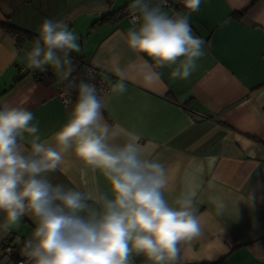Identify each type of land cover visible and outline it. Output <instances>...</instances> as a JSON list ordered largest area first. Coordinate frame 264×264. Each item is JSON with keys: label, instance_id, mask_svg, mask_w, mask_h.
I'll list each match as a JSON object with an SVG mask.
<instances>
[{"label": "crops", "instance_id": "obj_1", "mask_svg": "<svg viewBox=\"0 0 264 264\" xmlns=\"http://www.w3.org/2000/svg\"><path fill=\"white\" fill-rule=\"evenodd\" d=\"M174 1L178 8L166 10L187 14L205 41V55L187 79H172L171 67L127 47L133 22L119 11L132 0L112 6L106 0H0V107L28 109L50 135L70 115L75 100L65 106L58 95L68 92L62 84L79 63L97 66L110 86L122 76L127 91L110 88L103 96L104 118L120 131L118 142L135 133L146 154L165 165L170 203L195 192L202 233L181 245L177 264H264V0H201L196 12ZM46 18L63 20L78 37L70 72L28 65ZM47 73L53 80L44 84L39 78ZM62 167L54 182L84 186L79 162L69 155ZM87 180L91 186V173ZM95 183L103 186L99 177ZM3 225L0 215V264H14L4 243H24L34 225L27 216L8 230ZM135 264L145 262L137 257Z\"/></svg>", "mask_w": 264, "mask_h": 264}, {"label": "clouds", "instance_id": "obj_2", "mask_svg": "<svg viewBox=\"0 0 264 264\" xmlns=\"http://www.w3.org/2000/svg\"><path fill=\"white\" fill-rule=\"evenodd\" d=\"M189 12L201 0H182ZM168 0H132V27L127 47L159 67H171L172 79H187L205 55V41L193 33L187 14H170ZM27 53L28 65L71 71L78 37L63 20L44 19ZM120 69L116 74L120 76ZM158 78V74L154 73ZM70 115L50 135L41 132L33 112L24 107H0V215L5 230L27 216L33 223L23 243L27 264H177L181 245L202 233L193 211L195 192H182L169 202L164 164L150 158L128 132L104 118L100 90L80 81ZM111 91H127L120 76ZM81 166L82 188L54 182L67 156ZM93 183L89 186L88 174ZM96 177L103 186L95 183Z\"/></svg>", "mask_w": 264, "mask_h": 264}, {"label": "built area", "instance_id": "obj_3", "mask_svg": "<svg viewBox=\"0 0 264 264\" xmlns=\"http://www.w3.org/2000/svg\"><path fill=\"white\" fill-rule=\"evenodd\" d=\"M168 4L169 6L175 7L176 2L174 0H168ZM126 16L133 22V15L130 10L126 13ZM83 68L86 82L94 84L98 90H100V94L103 98L111 88L107 79V74L90 62H85ZM58 97L65 106L72 100L63 89L59 91ZM17 250L18 248L12 243L7 242L3 245V251L7 254L11 255L12 253L17 252ZM14 264H27V259L22 255L19 259L14 261Z\"/></svg>", "mask_w": 264, "mask_h": 264}, {"label": "trees", "instance_id": "obj_4", "mask_svg": "<svg viewBox=\"0 0 264 264\" xmlns=\"http://www.w3.org/2000/svg\"><path fill=\"white\" fill-rule=\"evenodd\" d=\"M106 2L109 5L112 6V4L114 3V0H106ZM129 5L130 4H128L125 7H123V9L119 11V13L121 15H126V13L130 10ZM178 5L179 4L176 3L175 7L178 8ZM102 18H104V16L99 18V20L102 19ZM83 65H84L83 63H79L76 66V68L73 70V72L64 81V84H62V86L67 89V91H68L67 94L69 95V97L71 99H73V100H76L77 91H76V89L74 87H72V85L73 84H78L80 81H85L86 82ZM50 75H51L50 73L49 74L47 73V74H45V76H41L39 79L44 84L51 83V81L53 80V77L50 76ZM13 245H15L18 248L17 252L11 254L13 260L15 261V260L19 259L22 256L23 243H21V244H13ZM185 264H217V262L194 261V262H189V263H185Z\"/></svg>", "mask_w": 264, "mask_h": 264}]
</instances>
